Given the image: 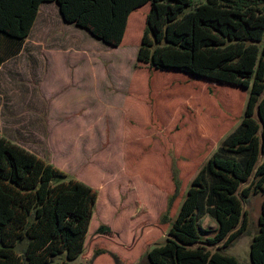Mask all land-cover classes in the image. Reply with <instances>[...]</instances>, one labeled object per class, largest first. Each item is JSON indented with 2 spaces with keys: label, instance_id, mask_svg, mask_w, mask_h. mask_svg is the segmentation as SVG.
<instances>
[{
  "label": "rangeland",
  "instance_id": "rangeland-1",
  "mask_svg": "<svg viewBox=\"0 0 264 264\" xmlns=\"http://www.w3.org/2000/svg\"><path fill=\"white\" fill-rule=\"evenodd\" d=\"M148 7L134 12V22L131 15L125 43L115 48L63 22L55 4H43L22 51L0 67V135L26 140L40 158L97 191L75 264H88L100 250L116 253L121 264H145L169 227L159 218L174 190L172 160L181 190L171 218L190 180L242 116L247 91L168 73L153 77L136 63ZM261 201L258 193L243 202L245 233L220 247L238 264H251ZM201 225L215 232L210 218ZM93 264L113 261L104 254Z\"/></svg>",
  "mask_w": 264,
  "mask_h": 264
},
{
  "label": "trees",
  "instance_id": "trees-1",
  "mask_svg": "<svg viewBox=\"0 0 264 264\" xmlns=\"http://www.w3.org/2000/svg\"><path fill=\"white\" fill-rule=\"evenodd\" d=\"M45 2L58 5L65 23L115 48L125 43L131 15L134 22V12L149 5L137 64L153 77L168 73L191 84L247 91L239 124L190 180L173 218L181 183L172 160L174 190L159 218L161 227L169 226L165 241L143 260L238 264L220 247L245 233L243 202L260 193L249 256L251 264H264V0H0V65L19 54ZM96 202V189L0 135V264H75ZM205 217L216 223L212 235L201 225ZM104 254L121 264L105 250L88 264Z\"/></svg>",
  "mask_w": 264,
  "mask_h": 264
},
{
  "label": "crops",
  "instance_id": "crops-1",
  "mask_svg": "<svg viewBox=\"0 0 264 264\" xmlns=\"http://www.w3.org/2000/svg\"><path fill=\"white\" fill-rule=\"evenodd\" d=\"M46 3H48V4L53 3V4H55V6L58 8V5H57L55 2H45V3H41V4H40V6H39V8H38V11H39V9L41 8V5L46 4ZM37 14H38V12H37ZM59 15H60V13H59ZM36 17H37V15H36ZM60 17H61V15H60ZM61 19H62V18H61ZM35 20H36V18H35ZM35 20H34V22H35ZM62 21H63V20H62ZM34 22H33V25H34ZM63 22H64V21H63ZM33 25H32V27H33ZM32 27H31V29H32ZM31 29H30V31H31ZM29 33H30V32H29ZM28 35H29V34H28ZM27 38H28V36H27ZM27 38H26V39H27ZM26 39H25V40H26ZM24 43H25V41H24ZM24 43H23V45H22V48H21L20 52H21L22 49H23ZM20 52H19V53H20ZM18 55H19V54H17L16 56H18ZM16 56H14V57H12V58H15ZM12 58H10V59L6 60L5 62H3V63L0 65V67H1L3 64H5L6 62H8L9 60H11ZM115 92H116V91H115ZM21 131L23 132V129H22ZM5 138L8 139V140L11 141V142L16 143L17 145L23 147L24 149H26L27 151L33 153L34 155L40 157V154L36 151V149L32 148V147H31L32 145H31L30 143L26 142V140L20 142V141H18V140L13 139L11 136H8V137L6 136Z\"/></svg>",
  "mask_w": 264,
  "mask_h": 264
}]
</instances>
